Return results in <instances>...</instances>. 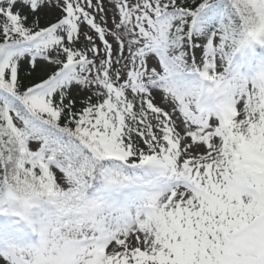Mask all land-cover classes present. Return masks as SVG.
<instances>
[{
  "label": "snow or ice",
  "instance_id": "1",
  "mask_svg": "<svg viewBox=\"0 0 264 264\" xmlns=\"http://www.w3.org/2000/svg\"><path fill=\"white\" fill-rule=\"evenodd\" d=\"M0 264H264V0H0Z\"/></svg>",
  "mask_w": 264,
  "mask_h": 264
}]
</instances>
